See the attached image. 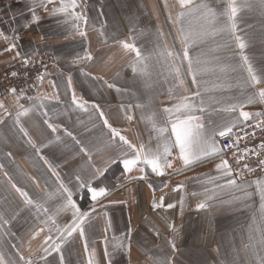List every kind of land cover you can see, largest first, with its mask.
<instances>
[{
	"label": "crops",
	"instance_id": "1",
	"mask_svg": "<svg viewBox=\"0 0 264 264\" xmlns=\"http://www.w3.org/2000/svg\"><path fill=\"white\" fill-rule=\"evenodd\" d=\"M42 2L44 0H36L38 22L31 21L21 0H0V16L8 20L12 13L25 10L27 18L18 16L11 26H2L10 36H18L17 50L27 56L46 51L55 55V71L24 91L27 97L40 98L36 99L37 106L42 99L43 108L37 107L29 115L21 117V125L37 146L47 145L41 147V154L49 160L59 180L25 142L26 138L15 124L19 106L32 107L33 100L21 99L17 102L10 93L0 96V101L12 113L8 116L0 109V120L3 121L0 123V164L3 165L0 168V215L7 221L0 227V252L5 259L13 261V264H25L28 260L33 264H45L40 257L45 255L43 247L46 246V238L52 235L55 239L56 228L72 220V211L62 208L64 196L59 184L63 182L73 192V199L80 210L90 213L84 224L85 237L81 238L77 232L63 244V264H88L89 253L92 252L93 264H108L109 258L113 264H154L155 259L171 260L172 264H231L238 249L247 261V253L243 250L247 233L253 220L257 226L260 223V199L255 181H264V174L246 181L236 178L251 193L243 203L224 204L222 201L242 193L217 190V198L208 201L210 206L197 210V204L205 199V182L209 176L217 175L215 164L219 163L218 159L206 158L184 168L182 162L176 159L178 150L173 148L170 157L173 167L167 169L163 177L146 169L143 174L148 178L145 180L131 178L142 173H122V165L106 162L124 146L113 141L110 130L104 126L93 105H99L109 123L131 143L137 146L144 144L153 149L160 146L162 150L163 145L171 144L174 137L169 139V133H165L158 139L149 117H153L158 126H163V109L171 106L180 96H191L198 90L187 73V61L182 64L180 59L174 61L181 66L184 84L180 86L157 56L160 48L165 47L182 56L181 24L176 22L181 11L178 0H79L80 7L76 11L87 17V24L83 21L76 23L80 30L86 31V37L76 32L71 19L44 11L39 7ZM200 2L208 3L217 10L225 6L222 0H193L194 4ZM236 2L242 6L238 13L237 34L248 45L244 54L259 70L264 66V7L261 0ZM59 4L60 0H55L47 7L51 9ZM161 32L163 37L159 35ZM122 41L134 43L147 58V76L140 75L135 53L125 50ZM217 42L222 43L219 38ZM5 47L6 42L0 38V52ZM215 47L216 44L212 43L197 44L189 51L194 59L199 56L202 61H207L212 59L209 49ZM15 51L0 55V70L19 61V58L13 60ZM86 54H91L92 59H84ZM217 54L232 58L230 62L233 64L240 59V51L234 41L229 51ZM202 66L210 67L207 64ZM69 75L72 77L71 89L67 87ZM235 76V73L224 76L217 71L216 74L209 72L198 77L202 81L199 90L205 101H210L212 97L228 99L240 96L235 88L231 91L219 90L225 82H233ZM49 81H55L58 87L53 88ZM108 84L114 86L108 87ZM73 90L80 100L88 102L87 110L71 104ZM212 106H208L209 112ZM45 109L56 132L43 123L45 117L42 112ZM244 110L253 113L264 111V104L245 105ZM129 115L131 120L127 119ZM227 115L213 114V119L219 122ZM206 120L207 113L201 122ZM81 147L87 149V154L80 151ZM93 165L104 170L99 186L110 189L109 194L95 205V211H92L93 202L88 197L87 200L80 199L87 203L85 205L75 199L83 193L77 187L76 176L88 180L94 171ZM12 183L28 193L33 200L32 205L25 202ZM149 184L155 186V191ZM163 184L168 186L162 187ZM181 184L183 187L178 191L172 190ZM161 196L165 205L174 203L175 207L154 209L153 198L158 200ZM49 218H54V225ZM85 239L88 241V252L84 248ZM171 241L175 242V251ZM129 242L130 250L127 247ZM121 244L125 247H120ZM105 247L110 257L104 255ZM47 259L50 264H60L58 253H52Z\"/></svg>",
	"mask_w": 264,
	"mask_h": 264
},
{
	"label": "snow or ice",
	"instance_id": "2",
	"mask_svg": "<svg viewBox=\"0 0 264 264\" xmlns=\"http://www.w3.org/2000/svg\"><path fill=\"white\" fill-rule=\"evenodd\" d=\"M26 6V11L31 18L32 22H38L39 16L36 13V0H21ZM225 6L217 10L213 8L210 4L205 2L193 3V0H178L179 7L181 11L178 14L177 21L181 24L179 34L182 38V43L184 44L182 56L178 52H173L165 48H160L157 52V56L160 57L170 75L173 76V80L180 86L184 84V80L181 79V66H178L174 61L175 59H180L181 64L183 61H187V73L192 77V84L198 86V90L193 92L191 96L183 95L180 96L171 105L163 109L165 114V122L163 126H158L155 123L153 117H149L152 122V127L158 134V139L163 137L165 133H169V139L174 137L171 144L165 143L161 150L160 146L155 149L140 144L139 146L131 143L124 135L113 127L108 119L104 116L103 111L99 110V105H93V107L98 111L100 118L103 120V124L110 130V135L113 141L122 144L124 147L120 148L118 153L114 156L107 158L106 162L119 163L122 165V173L131 174L134 171L142 173L139 176H132L133 180H145L147 175H144L146 169H150L151 173L163 177L166 175V170L173 167V162L170 159L172 156V149L178 150L176 159L182 162L184 168H189L190 166L203 161L206 158H216L219 163L215 164L216 176H209L204 185V197L200 203L197 204V210L207 209L210 205L208 201L216 199L218 196V191H223L225 189L231 192H240L242 195L233 196L231 200L222 201L224 204L233 203H243L248 197L251 196L246 189V186L242 183H238L236 175H243V172L236 173L234 175V169L230 164L229 160L224 158L225 156L231 154L237 164L241 161L246 160L249 156L255 155L258 157L257 165L264 170V159H259L260 155L264 153V139L261 140L256 148L244 147L243 150L240 149V141L242 139H252L255 136V130H260L264 134V111L260 112H249L245 111V105L254 104H264V66H261L259 70L253 65L249 57L244 54L247 48L246 41L241 35L237 34L238 24V13L240 11L241 5H238L236 0H222ZM55 0H44L40 3L39 7L43 8L44 11L50 12L51 15H62L67 19L73 21L76 32L81 37H86V31L80 30L78 21H83L87 24V17L78 13L76 9L80 7L79 0H60L58 7H52L49 9L48 4H54ZM250 7L251 5H243ZM261 6L264 7V0H261ZM25 17V10H21L18 13H12L8 20H5L0 16V38L6 42V47L0 52V55H4L8 52L15 51L13 60L19 58L21 64L27 67L30 64V59L27 55L22 54L18 51V45L16 40L18 36L9 35L8 31L2 27L3 25L11 26L16 22L17 17ZM171 19V15L169 16ZM163 37V33H159ZM219 38L222 43L217 42ZM234 41L236 47L240 51V59L235 64L231 63L232 58H224L217 53L221 51H229ZM212 43L216 44L215 48H210L209 53L212 54V59L207 61H202L199 56L193 58L190 55V47L197 44ZM122 47L132 53H135V59L139 67V72L141 76H147L149 74V66L147 64V58H145L141 50L134 44L128 43L126 41L121 42ZM159 47V45H158ZM200 55H203L201 53ZM84 59L91 60V54H86ZM42 63V62H41ZM210 65V67H203L202 65ZM133 71L136 72L137 68L134 67ZM224 76H228L231 73H235V79L233 82H225L219 86L221 91H231L235 88L240 92L238 97H230L225 99L223 97H212L210 101L206 102L202 92L199 90L202 81L198 77H202L207 73L216 74V72ZM246 73V74H245ZM18 73L13 71L11 76L15 77ZM37 79L41 82L44 80L43 75H38ZM53 88H57L55 81H49ZM114 85L108 84V87H113ZM67 87L71 89L72 87V77L69 75L67 77ZM215 90V89H214ZM7 91L14 97H16L17 102L21 99H32L33 106L25 108L23 105L19 106V110L15 114V124L18 126V130L26 138V143L29 144L39 156V159L43 161L45 165L52 171L53 175L58 174L52 168L49 160L41 154V147H47V145L37 146L36 143L29 136L28 131L21 125V117L29 115L37 107L43 108V100L39 106L36 105V99L25 96L23 90L18 93L17 88L11 87ZM208 91V89H205ZM172 94L170 90V95ZM46 99V98H45ZM87 101L80 100L75 91H72L71 104L76 108L87 110ZM207 105V106H206ZM212 105H219L220 107H214ZM139 107V105H137ZM208 106L211 107V112L208 111ZM0 109H3L4 114L11 116L12 113L8 112L2 101H0ZM207 113L206 122H201L204 118V114ZM220 113L228 114L227 117L221 121H216L213 119V114L219 115ZM45 117L43 123L47 125L52 132H56V127L50 123V117H48V112L45 109L42 112ZM127 119L131 120L132 117L129 115ZM249 121H255L254 125H249ZM0 123H3L0 120ZM170 125V129H169ZM248 127H252L253 131L249 133L246 131ZM234 129L239 131L234 132ZM242 133V135H241ZM71 135V133H67ZM118 138V141L116 140ZM227 138L230 143L226 145L221 144V140ZM59 139V137H57ZM51 143V141H50ZM79 143V141H77ZM81 152L87 154V149L81 147ZM11 155V153H8ZM89 160H91V154H89ZM94 171L88 180H82L80 176H76L77 187L84 192V194L93 202L92 211H95V205L100 203V198L106 197L110 189L107 186H99V179L104 175V170L97 166H92ZM0 168L3 165L0 164ZM243 169L248 172L255 171L254 168L249 167L248 163L243 164ZM7 176L8 173H5ZM11 177H9V182H11ZM256 191L259 193L260 199V223L257 226L255 220L250 226L247 233V243L244 244L243 250L247 253V261L244 256L240 254L238 249L235 257L231 261V264H264V181H255ZM208 185H213L209 188ZM167 184H163L162 187H167ZM12 187L24 197L25 202L28 205L33 204V200L29 197L28 193L22 188L18 187L15 183H12ZM155 191V186L149 184ZM183 185H178L177 188L172 189L173 191H178ZM61 194L64 196V204L62 208L64 210L72 211V220L70 223L62 227L56 228V237L53 238L49 235L45 240V247H43V253L40 257L41 260L45 261V264H50L47 257L51 256L52 253L60 254V264H63L64 257L62 252L63 244L72 237L74 233L79 232L81 238L85 237V220L89 217L90 213L87 211H81L77 203L73 199V192L61 182L59 184ZM196 195V193H192ZM181 207H183V198H181ZM247 207V204H244ZM39 207V205H37ZM152 207L172 209L175 207L174 203L164 204V197L161 196L153 198ZM47 212V209H44ZM51 223L54 225V218H49ZM7 221L4 217L0 215V227L3 226ZM48 223V221H46ZM173 231H175V227ZM40 231H43L41 229ZM131 230H129L130 235ZM171 247L175 251V242L171 241ZM120 247H125L121 244ZM130 250V242L127 245ZM85 251L88 252V241H84ZM94 252L89 253L88 264H93L92 256ZM104 255L110 257L107 247H105ZM21 260L24 258L21 256ZM0 264H13V261L6 260L2 252H0ZM25 264H33V261L28 260ZM108 264H113L111 258L108 259ZM154 264H172L171 260L165 261L161 259H155Z\"/></svg>",
	"mask_w": 264,
	"mask_h": 264
},
{
	"label": "built area",
	"instance_id": "3",
	"mask_svg": "<svg viewBox=\"0 0 264 264\" xmlns=\"http://www.w3.org/2000/svg\"><path fill=\"white\" fill-rule=\"evenodd\" d=\"M30 64L25 67L21 64L20 60L14 62L10 66L0 70V96L7 95L9 92L7 89L11 87H15L18 90L26 91L27 89L34 86L35 82L38 80V75H43L44 77L53 73L56 69V58L54 53L50 51H46L43 53L29 55ZM42 62V63H41ZM15 71L18 73L17 76H11V73ZM255 121H249V125H254ZM239 131L238 129H234V132ZM249 133L253 131L252 127H248L246 129ZM242 135V133H241ZM264 139V134L260 132V130H255V136L252 139H242L240 141V149L243 150L244 147L248 148H256L258 149V145L260 144L261 140ZM222 145L229 144L230 141L227 138L222 139ZM226 159L229 160L230 164L234 169V174L239 172H243V175H236V178L240 181H246L249 179L257 178L264 174V170H262L257 165L258 157L255 155L249 156L246 160L241 161L237 164L231 154L225 156ZM259 159H264V153H262ZM248 163L249 167L254 168L255 171L248 172L247 170L243 169V164Z\"/></svg>",
	"mask_w": 264,
	"mask_h": 264
},
{
	"label": "trees",
	"instance_id": "4",
	"mask_svg": "<svg viewBox=\"0 0 264 264\" xmlns=\"http://www.w3.org/2000/svg\"><path fill=\"white\" fill-rule=\"evenodd\" d=\"M75 199L82 205L87 204V203L81 202V200H87V196L84 194V192L81 195L76 196Z\"/></svg>",
	"mask_w": 264,
	"mask_h": 264
}]
</instances>
